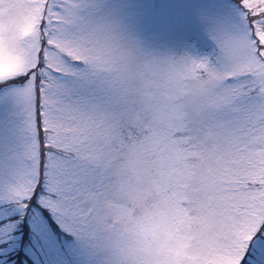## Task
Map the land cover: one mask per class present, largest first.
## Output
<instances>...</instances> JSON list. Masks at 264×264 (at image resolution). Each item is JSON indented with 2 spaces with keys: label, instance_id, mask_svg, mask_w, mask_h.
I'll return each mask as SVG.
<instances>
[{
  "label": "snow or ice",
  "instance_id": "snow-or-ice-1",
  "mask_svg": "<svg viewBox=\"0 0 264 264\" xmlns=\"http://www.w3.org/2000/svg\"><path fill=\"white\" fill-rule=\"evenodd\" d=\"M0 264H264V0H0Z\"/></svg>",
  "mask_w": 264,
  "mask_h": 264
}]
</instances>
